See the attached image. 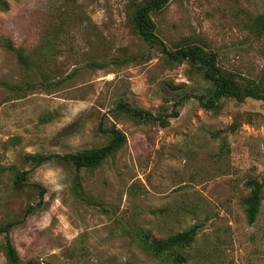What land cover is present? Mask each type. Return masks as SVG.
<instances>
[{
  "label": "rangeland",
  "instance_id": "obj_1",
  "mask_svg": "<svg viewBox=\"0 0 264 264\" xmlns=\"http://www.w3.org/2000/svg\"><path fill=\"white\" fill-rule=\"evenodd\" d=\"M0 9V166L29 170L21 190L0 173V224L21 218L40 184L44 205L12 228L19 262L27 264H176L153 257L139 233L158 240L197 225L177 252L183 264H264V101L222 99L204 109L196 94L208 84L185 61L168 62L141 39L127 0H5ZM264 0H169L152 15L169 47L198 44L238 82L264 89V31L251 24ZM24 48L28 67L3 46ZM189 94L188 97H183ZM165 127L115 110L124 100L157 115ZM125 135L97 167L80 170L83 197L73 192L75 168L63 161L25 163L30 153H69L107 139L99 122ZM250 179L263 183L256 220L241 203ZM0 264H9L0 235Z\"/></svg>",
  "mask_w": 264,
  "mask_h": 264
},
{
  "label": "trees",
  "instance_id": "obj_2",
  "mask_svg": "<svg viewBox=\"0 0 264 264\" xmlns=\"http://www.w3.org/2000/svg\"><path fill=\"white\" fill-rule=\"evenodd\" d=\"M169 0H127L128 2V18L131 23L133 31L144 41L156 45L160 48L163 57L168 62H182L185 61L191 68L196 69L202 79L208 84L206 91L196 94L199 105L204 109L217 110L222 99H234L242 102L246 98L261 99L264 101V89L258 84L249 82L242 84L232 76L226 73L217 64V53L211 49H205L201 45L192 43H176L172 47H168L164 41L157 35V26L152 18L153 14L161 12L167 5ZM9 4L5 0H0V9L7 10ZM252 30L256 35L264 31V14L257 17V21L251 24ZM3 46L7 50L14 53L20 66L26 68L30 64V59L24 52V48L15 47L10 39H3ZM0 84L15 88L18 87L21 91L35 87L27 81L22 86H12L3 81ZM189 94H184L183 97H188ZM180 100L173 104V109L170 112H161L157 115L150 111L135 107L124 100L116 103L115 110L124 113L130 118L155 122L161 127H165L169 123V119L178 116L177 106L180 105ZM99 133L106 136L103 144L91 148H84L76 152L69 153H30L23 156L25 163L39 166L47 161H63L75 168L73 177V192L78 198L83 197V187L81 182L80 170L91 169L97 167L106 158L113 155L125 143V135L114 125L106 126L102 121L96 127ZM9 171L11 173L12 187L16 190H21L28 185L26 182L29 170H20L15 166L2 167L0 166V173ZM249 191L245 197L242 198L241 203L244 207L245 218L248 224H252L258 215L261 190L263 183L250 179L246 182ZM37 188L36 201L26 207L22 213L21 218H14L0 224V235L4 242V254L9 264H21L14 245L10 239V232L13 227L22 223L27 216L41 209L44 205L45 189L40 184H34ZM197 225L171 234L168 237L158 240H150L148 234L139 233V242L144 249H146L153 257L161 258L168 253L175 252L173 262L176 264H183L187 261L186 257L177 252L185 247H188L195 238L197 233ZM27 264H33L28 262Z\"/></svg>",
  "mask_w": 264,
  "mask_h": 264
}]
</instances>
